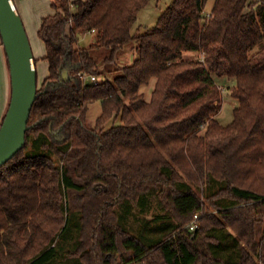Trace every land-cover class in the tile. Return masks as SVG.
<instances>
[{
    "label": "trees",
    "instance_id": "16d2710c",
    "mask_svg": "<svg viewBox=\"0 0 264 264\" xmlns=\"http://www.w3.org/2000/svg\"><path fill=\"white\" fill-rule=\"evenodd\" d=\"M151 1L52 2L38 32L48 75L24 147L0 166V264H264V0H173L134 33ZM223 80L240 104L227 126ZM70 190L85 191L75 215ZM153 196L175 229L131 232Z\"/></svg>",
    "mask_w": 264,
    "mask_h": 264
},
{
    "label": "water",
    "instance_id": "95a60500",
    "mask_svg": "<svg viewBox=\"0 0 264 264\" xmlns=\"http://www.w3.org/2000/svg\"><path fill=\"white\" fill-rule=\"evenodd\" d=\"M0 34L12 79L11 102L0 129V166L25 145L38 91L37 64L15 0H0Z\"/></svg>",
    "mask_w": 264,
    "mask_h": 264
},
{
    "label": "rangeland",
    "instance_id": "374dc122",
    "mask_svg": "<svg viewBox=\"0 0 264 264\" xmlns=\"http://www.w3.org/2000/svg\"><path fill=\"white\" fill-rule=\"evenodd\" d=\"M16 1V0H15ZM173 0H152L151 3L144 9L141 10L138 21L136 26L134 27V33H139V34H144L147 33L148 31L152 30L153 28L156 27L159 18L161 15L165 12V10L168 8V6L172 3ZM212 2V1H211ZM211 2L208 5V10L211 8ZM93 35L92 34H87L84 37H82L80 44L81 46H89V44L93 40ZM33 43V41H31ZM33 52L35 59H37V75H38V82L41 83L47 76L48 73V63L47 61L43 60V55L41 53L44 51L45 52V46L43 42L39 44L33 43ZM43 50V51H42ZM98 52L96 51V56H98ZM7 55V54H6ZM131 56V53L129 55ZM101 58V57H100ZM8 59V56H7ZM133 60V59H132ZM128 63L129 61L126 60ZM100 65H101V70L104 72L103 75L99 78V80H105V79H113L114 75L108 74L106 71V66L107 64L103 63V61L100 59L99 60ZM123 62V63H124ZM9 65V61H8ZM10 68V65H9ZM220 84L223 86V96H224V101L222 104V108L217 115V120L224 126H227L232 123L234 119V110L239 108L240 104L238 100L232 99L228 95V89L227 85L230 86L231 84L228 83L227 81H219ZM155 82L152 81L150 86H145L144 87V92L146 93L147 98H150L151 96V90L154 88ZM226 85V86H225ZM150 91H148V89ZM102 112V107L100 102H95L89 106V111H88V120L92 123L96 121V119L100 116ZM73 155L76 154V150L72 151ZM77 161H70L67 162V168L69 170L70 175L72 176L74 182L77 185H85L87 181L83 179H79L75 175V167H76ZM84 190H70L67 194V205L69 208V211L71 213H74L73 215L77 214L80 212V210L83 208L84 201H83V195H84ZM165 206L161 203V201L157 197H151L149 200V203L147 207L144 209L134 206L132 215L128 218L127 220V227L131 232H134L136 234L143 233L145 232L146 235H150L149 233V228H148V221H151L150 226L155 227L157 225H161V228H159V233L163 234H169L171 233L174 229L175 226L169 223V215L164 208ZM118 212L121 213L124 211L123 208L118 207L117 208ZM157 216L163 217L157 221H154V218ZM196 223V222H195ZM76 242L71 241L69 246L70 248H74Z\"/></svg>",
    "mask_w": 264,
    "mask_h": 264
},
{
    "label": "crops",
    "instance_id": "0c3cea01",
    "mask_svg": "<svg viewBox=\"0 0 264 264\" xmlns=\"http://www.w3.org/2000/svg\"><path fill=\"white\" fill-rule=\"evenodd\" d=\"M54 0H16V6L24 22L30 42L42 43L38 36L42 21L45 17L52 15ZM73 1V0H72ZM31 42V45L33 44ZM44 44V43H43ZM33 47V45H32ZM43 51V50H42ZM46 51L41 55L45 56ZM48 75V73H47ZM12 97V79L6 51L0 34V129L7 114Z\"/></svg>",
    "mask_w": 264,
    "mask_h": 264
},
{
    "label": "built area",
    "instance_id": "2783aa9c",
    "mask_svg": "<svg viewBox=\"0 0 264 264\" xmlns=\"http://www.w3.org/2000/svg\"><path fill=\"white\" fill-rule=\"evenodd\" d=\"M89 80H91L92 82H97L98 80H97V78L96 77H89ZM198 218V216L196 215V219ZM197 229V224L196 223H194V224H192V226H191V230L192 231H194V230H196Z\"/></svg>",
    "mask_w": 264,
    "mask_h": 264
}]
</instances>
